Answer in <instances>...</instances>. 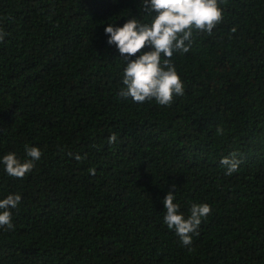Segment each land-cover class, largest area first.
<instances>
[{
	"label": "trees",
	"instance_id": "16d2710c",
	"mask_svg": "<svg viewBox=\"0 0 264 264\" xmlns=\"http://www.w3.org/2000/svg\"><path fill=\"white\" fill-rule=\"evenodd\" d=\"M141 4L0 0V160L43 153L23 179L0 163V200L22 197L0 264H264V0H227L174 55L171 108L118 95L126 63L105 28L144 20ZM169 191L186 217L211 207L192 252L164 223Z\"/></svg>",
	"mask_w": 264,
	"mask_h": 264
},
{
	"label": "clouds",
	"instance_id": "9594fccd",
	"mask_svg": "<svg viewBox=\"0 0 264 264\" xmlns=\"http://www.w3.org/2000/svg\"><path fill=\"white\" fill-rule=\"evenodd\" d=\"M227 0H142L141 7L145 19L129 18L122 27L110 23L105 28L109 37L107 43L114 45L125 61L122 73V87L118 93L123 100L144 104L155 101L161 107L171 108L175 97H182L184 83L177 72L173 57L189 53L195 43L194 34L211 36L214 29L223 23L222 4ZM235 32V29H232ZM8 33L0 27V43ZM150 49V50H146ZM135 57V59H133ZM224 129L217 128V135H223ZM117 134L110 135L108 143L115 144ZM27 159L23 161L15 153L2 157L5 172L13 178L23 179L31 173L43 155L39 147L25 145ZM76 160L83 159L77 155ZM241 161L238 153L232 152L224 157L221 164L227 169L226 175L237 172ZM94 175L95 170H90ZM176 195L169 191L163 200L166 209L164 223L174 231L181 244L192 252V237L199 235L203 219L211 213L207 203H193L187 217L180 211V205L174 203ZM19 194H9L0 200V229L5 232L14 230L12 210L21 203Z\"/></svg>",
	"mask_w": 264,
	"mask_h": 264
}]
</instances>
